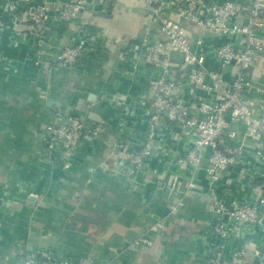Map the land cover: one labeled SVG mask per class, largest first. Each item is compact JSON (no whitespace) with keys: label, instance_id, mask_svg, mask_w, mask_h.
Returning <instances> with one entry per match:
<instances>
[{"label":"crops","instance_id":"crops-1","mask_svg":"<svg viewBox=\"0 0 264 264\" xmlns=\"http://www.w3.org/2000/svg\"><path fill=\"white\" fill-rule=\"evenodd\" d=\"M11 1L23 5V0H0V51L5 57L0 62V264H20L42 252L74 264H208L211 251L223 242V264H236L231 252L239 242L216 236L218 218L211 206L215 199L228 205L264 195V165L254 157L246 126L232 124L237 143L244 140L243 155L217 183L206 174L208 151L195 175L179 161L192 137L172 125L159 131L143 177L132 180L116 162L119 144L132 151L141 147L151 115L147 86L155 71L142 57L141 44L160 34L144 2L87 0L75 23H65L51 11L45 31L49 45L80 41L89 48L75 67L59 69L52 65L53 50L36 63L33 28L19 11H9ZM43 1L59 6L65 0H31L29 6ZM198 1L250 6V0ZM187 30L205 68L220 70L213 49L225 38ZM258 38L264 42V32ZM168 61L180 98L190 101L192 93L210 97L185 82L188 68L182 67L181 52H172ZM235 73L233 64L223 68L225 82ZM247 77L251 87L244 97L256 116H264V93L256 90L264 89V52ZM59 114H77L87 128L104 120L105 129L91 143L78 144L70 158L59 149L50 153L43 130ZM193 175L195 190L184 197ZM156 223L159 231H148Z\"/></svg>","mask_w":264,"mask_h":264},{"label":"built area","instance_id":"built-area-1","mask_svg":"<svg viewBox=\"0 0 264 264\" xmlns=\"http://www.w3.org/2000/svg\"><path fill=\"white\" fill-rule=\"evenodd\" d=\"M31 0H23L19 7L15 1L8 5L10 12L19 11L33 30L36 42L35 57L39 63L46 50L54 51L53 67L71 69L89 54L84 42L69 43L53 48L45 40V31L51 11L65 23L78 21L80 11L87 0H65L59 6L43 1L29 6ZM158 24V38H144L142 57L154 69L155 74L148 83L151 115L141 147L132 151L129 145L121 143L116 151V162L132 180L143 177L150 158L153 157L157 135L163 128L172 125L181 134L192 137V143L180 162H185L192 174L199 170L207 152L206 174L212 183L220 182L230 168L241 161L244 140H235L233 123L247 127L246 137L254 140L255 159L264 165V116H256L246 98L245 90L251 87L247 71L255 65L256 58L264 52V42L258 33L264 32V0H250L248 9L237 8L230 1L222 4L203 3L198 0H142ZM22 3V2H20ZM176 12L179 17L169 15ZM188 27L212 37L225 38L214 46L213 53L219 60L220 70L210 71L204 66V56L196 54L188 37ZM239 37L237 41L233 39ZM181 52L188 68L185 82L210 95L204 98L192 93L190 101L180 98L177 79L169 74V55ZM0 51V62L4 60ZM233 64L236 73L226 83L222 70ZM264 93V89H256ZM105 129L101 120L91 127H85L77 114H59L44 127L42 139L49 152L59 149L67 158L75 155L76 146L91 143ZM227 139L230 141L227 143ZM244 171L240 170V174ZM187 184L183 196L192 195L196 183ZM264 189V171L260 173ZM212 210L217 215L214 228L216 236L223 242L234 239L239 242L231 256L236 264H264V195L254 202L226 204L215 199ZM156 223L148 231L158 232ZM226 244L220 243L208 257V264H223ZM20 264H74L73 261L56 259L47 253L26 256Z\"/></svg>","mask_w":264,"mask_h":264},{"label":"water","instance_id":"water-1","mask_svg":"<svg viewBox=\"0 0 264 264\" xmlns=\"http://www.w3.org/2000/svg\"><path fill=\"white\" fill-rule=\"evenodd\" d=\"M31 200H33V197H31Z\"/></svg>","mask_w":264,"mask_h":264}]
</instances>
